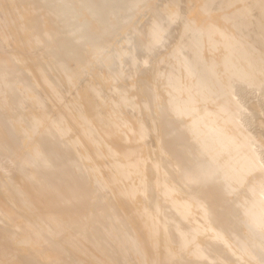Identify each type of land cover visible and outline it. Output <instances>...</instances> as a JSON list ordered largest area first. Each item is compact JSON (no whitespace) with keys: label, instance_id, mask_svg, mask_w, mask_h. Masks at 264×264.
I'll list each match as a JSON object with an SVG mask.
<instances>
[{"label":"bare ground","instance_id":"obj_1","mask_svg":"<svg viewBox=\"0 0 264 264\" xmlns=\"http://www.w3.org/2000/svg\"><path fill=\"white\" fill-rule=\"evenodd\" d=\"M259 88L264 0H0V220L52 264H264Z\"/></svg>","mask_w":264,"mask_h":264},{"label":"rangeland","instance_id":"obj_2","mask_svg":"<svg viewBox=\"0 0 264 264\" xmlns=\"http://www.w3.org/2000/svg\"><path fill=\"white\" fill-rule=\"evenodd\" d=\"M95 15L96 18H100L101 13H97ZM182 50L184 51V49L179 48L178 53L183 52ZM148 64L150 63H147V65ZM145 67L147 66L145 65ZM261 92H263L261 88L246 91L247 97L243 98L242 100L244 106L246 104L251 105L256 101L261 103L263 107L260 106L251 109L242 118V120L249 125L254 123V130L252 129L253 133L264 137V96L261 95ZM259 99L261 101H259ZM261 152L264 153V149H262ZM7 218L10 219L16 227L9 228L3 220H0V253L7 250L13 251L17 249L18 251L23 252L25 255L33 259L38 260L39 258L45 256L48 263L52 264L51 260L54 253L50 251V247H48L49 245L46 239H44V236L34 238V227L28 224L25 219L14 212L7 211ZM20 239L24 242L19 243ZM49 251L52 255L49 253ZM253 255L256 258L261 259L264 255V250H261L259 247H254ZM63 261L67 264L72 263L71 258L68 257H65ZM12 264H23V261L19 256L15 255L13 257Z\"/></svg>","mask_w":264,"mask_h":264}]
</instances>
